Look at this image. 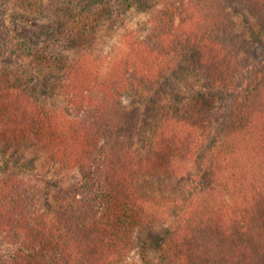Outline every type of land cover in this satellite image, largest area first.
<instances>
[{
	"label": "trees",
	"instance_id": "16d2710c",
	"mask_svg": "<svg viewBox=\"0 0 264 264\" xmlns=\"http://www.w3.org/2000/svg\"><path fill=\"white\" fill-rule=\"evenodd\" d=\"M231 4L246 6L264 32V0H167L104 79L78 50L66 75L72 115L51 111L19 77L0 78V141L38 144L79 175L49 215L28 183L0 181V241L12 247L0 264H127L136 231L167 214L172 186L189 176L207 135L204 112L191 106L141 149L123 94L154 89L179 59L196 63L213 88L256 66V45L237 32ZM235 105L210 154L209 186L172 237L167 254L175 264H264V79ZM140 262L154 259L143 252Z\"/></svg>",
	"mask_w": 264,
	"mask_h": 264
},
{
	"label": "rangeland",
	"instance_id": "374dc122",
	"mask_svg": "<svg viewBox=\"0 0 264 264\" xmlns=\"http://www.w3.org/2000/svg\"><path fill=\"white\" fill-rule=\"evenodd\" d=\"M166 1L0 0V78L8 76L13 82L19 77L17 83L25 81L38 101L51 111L72 115L65 94L66 75L79 57L78 50L87 53L94 71L104 79L115 64L130 57L132 43L148 33L151 18ZM228 10L237 32L256 45V66L238 73L232 85L213 88L196 63L179 59L178 68L167 73L154 89L140 86L137 91L127 89L123 94L127 111L134 116V145L141 149L152 147L163 122L183 115L191 106L204 112L207 135L203 150L187 170L189 176L172 186L170 195L175 200L167 214L136 231L125 258L127 264H142L143 252L154 259V264H175L167 254L172 237L182 218L197 204L194 198L209 186L210 154L226 134L235 102L264 79L261 24L243 4H231ZM59 59L66 62L64 68L56 62ZM11 176L34 189L46 215L60 208L59 195L79 179L75 167L50 160L38 144L0 141V181ZM11 251L10 245L0 241V254Z\"/></svg>",
	"mask_w": 264,
	"mask_h": 264
}]
</instances>
